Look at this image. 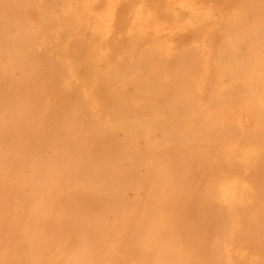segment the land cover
I'll return each instance as SVG.
<instances>
[{
	"label": "bare ground",
	"instance_id": "1",
	"mask_svg": "<svg viewBox=\"0 0 264 264\" xmlns=\"http://www.w3.org/2000/svg\"><path fill=\"white\" fill-rule=\"evenodd\" d=\"M0 18V264H264V0Z\"/></svg>",
	"mask_w": 264,
	"mask_h": 264
},
{
	"label": "rangeland",
	"instance_id": "2",
	"mask_svg": "<svg viewBox=\"0 0 264 264\" xmlns=\"http://www.w3.org/2000/svg\"><path fill=\"white\" fill-rule=\"evenodd\" d=\"M9 4H12V0H0V9L3 6L9 5ZM4 30L8 31L10 33H14V31H13L14 25L12 23H9V22L5 21L4 19L0 18V35H1L2 31H4ZM0 208H1V205H0ZM3 213H4L5 217H7V212L5 211V209H3ZM4 233H5V230L0 225V245H1L2 237H3ZM46 241H50L49 238L46 237ZM219 247H221L223 249L224 246L222 244H220Z\"/></svg>",
	"mask_w": 264,
	"mask_h": 264
}]
</instances>
